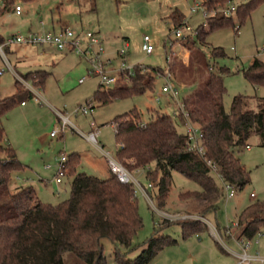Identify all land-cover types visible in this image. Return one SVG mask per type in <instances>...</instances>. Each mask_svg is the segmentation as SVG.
<instances>
[{
    "label": "rangeland",
    "instance_id": "rangeland-1",
    "mask_svg": "<svg viewBox=\"0 0 264 264\" xmlns=\"http://www.w3.org/2000/svg\"><path fill=\"white\" fill-rule=\"evenodd\" d=\"M194 1L201 0H34L30 3L17 1L22 7V17L17 18L11 12H4L0 15V33L12 35L24 32L39 22H43L44 29L50 31L53 24L62 21L71 30L98 34L102 58L114 60L111 63L113 69L118 67L120 63L118 52L123 50L126 44V64L134 65L135 68L166 70L168 67L174 76L173 71H177L176 68L187 64L189 52L183 46V40L173 41L174 28L168 16L171 11L179 10L191 28L189 39L195 38L197 28L204 25L205 19L200 12H190ZM245 1L231 0L228 6L236 7ZM1 8L3 0H0ZM143 37H148L149 44L153 47L150 54L141 50ZM171 41L173 44L170 48L168 43ZM205 43L202 51L214 72L217 73L219 68L229 70L223 75L225 94L222 103L226 112L229 111L234 96L264 99V86H253L243 75V71L255 57H264V52L260 51L264 45V3L251 12L250 17L238 30L229 27L215 30L206 37ZM212 48H221L224 56L212 57ZM11 50L16 52V57L5 49L6 58L12 67L16 65L20 75L35 70L49 73L43 86L38 87L44 103L35 101L34 98L27 100L25 107L18 104L0 120L6 133L3 143L8 142L15 149L19 159L29 166V169L26 168L15 175L17 177L14 176L13 180L17 184H22V179L25 181L27 179L24 183L34 188L37 197L43 203L57 205L70 196L71 179L67 176L57 178L53 176L57 159L63 152L67 157L72 153L80 155L78 172L99 179H105L109 175L105 160L95 147L74 130L67 128L60 132V121L53 110L68 116L82 133L90 132V122L94 120L100 127L98 145L109 151L112 156H115L117 150L112 125V120L116 116L136 109L141 121L147 122L156 111L173 116L176 110V102L161 91L164 80L160 76L155 80L154 88L143 94L119 99L106 106H97L91 115L86 117L71 115L73 109L85 105L100 86L99 78L87 75V63L73 53L64 55L57 50H51L53 55L50 58L38 57L37 50L30 47L25 49L11 46ZM3 65L0 59V69H5ZM82 78L85 80L79 84ZM176 80H173V84L178 89L180 100L186 97L193 87H187L185 84L187 82L183 84L178 81L186 88L180 87ZM118 82L124 83L123 74H120ZM15 93L16 79L5 69V73L0 76V100ZM249 105L255 109L253 101H250ZM176 125L180 133L186 132L185 127L177 123ZM54 130L58 133L56 137L50 138L49 135ZM248 146L250 147L248 150L242 149L237 156L249 172L250 182L243 189L234 191L232 198H226L224 191L216 211L205 214V218L219 230V239L207 227L199 235H192L187 239H183L181 227L177 224L161 227L162 234L170 236L177 244L158 252L148 264H234V259L224 250L226 247L233 252H239L235 242L240 237V229L236 227L237 216L250 204L264 202V148L259 146L256 138L250 139ZM45 165H50L51 170H45ZM129 172L148 190L152 200L150 204L139 192L136 193L143 225L133 237L128 250L119 247L121 253H126V259L134 260L153 234L154 227L161 223L163 218L160 212L171 217L201 213L196 201H183L179 198L182 193L199 191L200 188L194 180L172 172L169 193L161 205L157 199L156 183L147 182L142 170ZM43 179H48V182ZM214 180L221 187L217 176H214ZM148 183H151L153 189L147 188ZM13 185L12 181L11 186ZM226 228H230L228 238L225 236ZM250 241L252 249L248 254L254 255L257 252L264 259V234ZM102 244L107 264H118L113 256L114 244L107 239H103ZM64 260L66 264H71L67 255Z\"/></svg>",
    "mask_w": 264,
    "mask_h": 264
},
{
    "label": "trees",
    "instance_id": "trees-1",
    "mask_svg": "<svg viewBox=\"0 0 264 264\" xmlns=\"http://www.w3.org/2000/svg\"><path fill=\"white\" fill-rule=\"evenodd\" d=\"M17 1L30 3L34 0H5L4 8L12 7ZM202 2L211 13L228 7L231 0ZM262 3L264 0H246L237 5L230 16L220 13L208 16L205 26L197 28L195 38L182 39L189 59L186 65L173 71L172 77L193 87L181 100L190 121L202 132L203 156L189 149L185 133L178 131L176 123L185 124L181 115L175 119L156 111L147 122H142L137 110L132 109L112 120L117 146L115 157L129 171L142 170L147 182L156 183L161 205L168 196L172 172L198 184L199 191L182 193L179 198L196 201L201 212L198 215L202 217L216 211L223 194L214 176H219L234 191L243 189L250 182L249 172L237 153L248 146L252 138L264 148V99L234 96L226 112L222 103L225 94L223 75L229 70L219 68L215 73L206 61L202 47L206 46V37L215 30L228 27L238 30ZM168 19L173 28L184 22V16L177 9L171 11ZM2 39L0 37V43ZM211 56L222 57L224 53L221 48H212ZM163 74L164 70L160 68L145 67L143 70L136 67L129 84L118 82L108 89L99 86L86 103L95 109L143 94L152 90L155 80ZM243 75L253 86L263 87L264 57H255ZM21 76L42 87L49 73L34 71ZM16 87L13 96L0 100V120L18 104L32 99V95L23 91L17 82ZM250 101L255 103V109L250 107ZM4 137L5 130L0 125V264H66V255L71 264H107L103 239L114 244L116 263L148 264L158 252L177 244L176 240L162 234L161 227L179 225L183 239L199 235L206 227L197 220L162 219L144 243L141 253L134 260H128L119 247L128 250L143 225L132 185L120 183L110 172L105 179L78 172L81 157L72 153L67 157L64 170V176L71 179L69 198L57 205L43 203L32 186H11L14 176L27 166L18 160L10 145L3 144ZM236 227L240 229L238 239L252 240L258 233L263 235L264 202L252 203L242 210L237 216Z\"/></svg>",
    "mask_w": 264,
    "mask_h": 264
},
{
    "label": "built area",
    "instance_id": "built-area-1",
    "mask_svg": "<svg viewBox=\"0 0 264 264\" xmlns=\"http://www.w3.org/2000/svg\"><path fill=\"white\" fill-rule=\"evenodd\" d=\"M5 4V0H3V6ZM235 6L229 5L226 8H221L216 12L208 13L201 1H194L190 12L197 13L200 12L202 14L203 19L208 16H213L216 13H220L225 16H230L235 11ZM22 12V7L19 4H15L13 6V13L19 16ZM191 32L190 26L184 21L183 24L178 27L174 28L173 37L174 40H182L188 37L189 33ZM173 41L169 42L168 45L171 48ZM11 46H23V47H31V48H43V47H52L57 51L60 52H69L75 54L81 60H84L87 63V75H91L94 77L99 78L100 86L104 89H108L118 83L120 80V74H123L124 83L129 84L130 78L133 76L135 71L134 65L126 64L125 54L127 45L125 44L124 49L118 52V58L120 59V63L116 69L111 68V63L114 60H104L102 58L101 53V40L98 34L87 32V31H74L68 27H61L57 31H29L25 34L18 33L14 35H8L2 39L0 43V59L4 64V67L7 71H9L16 82L20 86V88L28 92L32 95V99L34 98L35 101L38 102H45L42 96L38 91V86H36L33 82L25 79L19 73L15 71V69L11 66L6 58L5 49ZM141 50L146 53L150 54L153 51V47L149 44V38L143 37V43ZM261 52H264V45L260 49ZM169 62V58L167 57V63ZM144 70L145 67H140ZM2 71H0V74ZM163 78L164 83L162 86V93L166 94L167 97L176 102V110L173 114V117L177 119L179 115H181L185 119V127L186 132V142L189 149L196 151L199 155L203 156L205 149L204 145L202 144V132L198 125L190 121L189 115L185 109V105L183 101L178 98L179 92L173 84V77L168 69L164 70V74L161 76ZM85 78L79 80V83H83ZM156 100H158L156 98ZM24 103H22L23 105ZM56 117L60 121V132H63L65 129L69 128L74 130L77 134H79L82 138L85 139L89 144L95 147L100 154L103 156L108 171L116 177V179L123 184H130L134 188V194L140 193L148 202L151 204L152 200L148 193V190L145 189L142 184L135 179L129 170L121 164L117 158L109 151L103 149L102 146L98 145L97 138L99 137L100 127L95 124L94 121L90 122V132L82 133L69 119L68 116L64 115L63 113L53 110ZM93 109L89 104H85L83 106H78L73 109L71 115L74 116H89L91 115ZM58 131L54 130L50 133V137H56ZM248 148L247 146L245 147ZM67 162V156L65 153H61L60 157L57 159V167H56V178L64 176V170ZM210 165L209 162H207ZM46 169L50 167L47 165L45 166ZM221 187L223 189V193L225 191L226 198H232L234 196L233 188L224 182L219 176H217ZM148 189H153L151 183L147 184ZM253 197V194H251ZM161 218L166 220H197L203 223L209 231L215 235L219 239V231L205 218L199 215H178L176 217L168 216L166 213H161ZM227 235H230V228H226ZM262 236V233H258L256 237ZM236 245L239 249V252H233L225 247V251L227 254L232 256L235 259L234 264H254L256 261L263 263L264 259H262L258 253L254 255H249V251L252 247L251 241L248 239H237Z\"/></svg>",
    "mask_w": 264,
    "mask_h": 264
},
{
    "label": "crops",
    "instance_id": "crops-1",
    "mask_svg": "<svg viewBox=\"0 0 264 264\" xmlns=\"http://www.w3.org/2000/svg\"><path fill=\"white\" fill-rule=\"evenodd\" d=\"M15 4H18L17 2L15 3ZM14 4V5H15ZM13 5V6H14ZM13 6L12 7H10V8H4V6H3V8H1L0 9V15H3L4 14V12H11V14L14 16V17H22V15H23V11L21 12V14L19 15V16H17V15H15L14 13H13ZM61 27H67L66 26V24H64L62 21H58V23H55V24H53L52 25V27H51V29L52 30H50V31H57L58 29H60ZM41 30H44V31H47V30H45L44 29V24H43V22H39V24L38 25H36L35 27H33V26H30L27 30H25L24 32H20V33H22V34H25V33H27V32H29V31H41ZM81 31V30H80ZM16 34H18V33H16ZM12 35H14V34H12ZM6 36H8V34H6L5 32L3 33V34H1L0 33V37H2V38H4V37H6ZM18 47H20V48H22L23 46H18ZM23 48H25L26 49V47H23ZM31 48V47H30ZM7 49V52H9L12 56H14V57H16V52H13L12 50H11V47H9V48H6ZM33 50H37V55H38V57H42V56H47V58H50L53 54H52V51L51 50H54L55 51V49L54 48H52V47H46V49L45 48H36V49H34L33 48ZM62 54H64V55H67V54H72V53H69V52H61ZM49 56V57H48ZM8 60V59H7ZM16 61V60H15ZM9 62V61H8ZM20 61H17V63H19ZM10 63V62H9ZM4 66V65H3ZM5 68V67H4ZM13 68L16 70L17 68H16V65L14 66L13 65ZM0 71H2V73L0 74V76H2L4 73H5V69H3V68H1L0 69ZM35 71H41V70H35ZM16 72L17 73H19L17 70H16ZM30 72V71H29ZM28 72V73H29ZM31 72H34V71H31ZM20 74V73H19ZM79 84H82V83H79ZM180 87H183V88H186V87H184L183 85H181ZM17 88V87H16ZM25 101H27V100H25ZM25 101L23 102L24 104L22 105V103L20 104V106L21 107H25L26 106V104H25ZM55 114V113H54ZM59 120V119H58ZM94 121V120H93ZM0 125H1V122H0ZM3 127V126H2ZM50 136V135H49ZM6 138V133H5V137H4V139ZM51 138V137H50ZM4 142V141H3ZM4 145H9L8 144V142H6V143H3ZM248 148L246 149L245 147V149L246 150H248L250 147L249 146H247ZM15 150V149H14ZM17 154V153H16ZM17 158H18V160L22 163V164H24L25 166H27V169H29V166L27 165V164H25V163H23L20 159H19V157H18V154H17ZM45 166H47V165H45ZM45 166H44V168H45ZM50 168L49 169H46L45 168V170H51V166L50 165H48ZM26 170V169H25ZM31 170V169H30ZM109 172V171H108ZM53 176H54V178H56V171L54 172V174H53ZM17 176H15V178H16ZM18 179V178H17ZM16 179V180H17ZM44 180V179H43ZM18 181V180H17ZM26 181H27V179H26ZM24 179H22V184H17L16 182H15V180H13V182H14V185H13V188H18V187H23V186H26V184L24 183V182H26ZM45 182H48V179H45L44 180ZM19 183V182H18ZM251 249H252V247H251ZM255 253H257V252H255ZM227 255H229V254H227ZM232 257V256H231ZM233 258V257H232ZM234 259V258H233ZM234 261H235V259H234ZM260 262H258V261H256L254 264H259Z\"/></svg>",
    "mask_w": 264,
    "mask_h": 264
}]
</instances>
